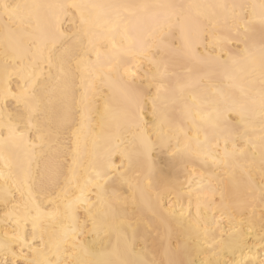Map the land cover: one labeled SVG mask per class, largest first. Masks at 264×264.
<instances>
[{"label": "snow or ice", "instance_id": "obj_1", "mask_svg": "<svg viewBox=\"0 0 264 264\" xmlns=\"http://www.w3.org/2000/svg\"><path fill=\"white\" fill-rule=\"evenodd\" d=\"M0 64V264H264V0H0Z\"/></svg>", "mask_w": 264, "mask_h": 264}, {"label": "bare ground", "instance_id": "obj_2", "mask_svg": "<svg viewBox=\"0 0 264 264\" xmlns=\"http://www.w3.org/2000/svg\"><path fill=\"white\" fill-rule=\"evenodd\" d=\"M20 2H38V3H47V2H55V0H20ZM172 2L177 3H209V2H218V0H172ZM67 21H65V27H67ZM203 49H201L202 51ZM3 77V66L0 64V79ZM15 80V77H13ZM12 87L15 89V83L12 84ZM100 112H103V105L105 100L103 98H99L97 101ZM176 118L179 120L180 113H176ZM93 124L95 126V131L99 133V138L97 139V150L100 152H104L107 150H111L115 155L114 159L117 164L120 163V153L124 151H131L134 147L133 145V132L134 130L125 122L121 121L119 123L114 121H108L105 123L103 130L100 127V116L94 115ZM91 140H89V147L91 148ZM161 158L157 157V164L159 167H163L165 172H171V174L177 178L180 182V187L183 189L186 194L189 190V181L193 182V187L195 186V180L199 178L198 173L200 171H204L205 174H208V171L205 169H198L196 174H193L191 171V166L188 169H184L182 166L177 165L176 168H168L167 167V158H163V164L160 163ZM0 167H2V161H0ZM19 195V194H17ZM187 204V199H185V205ZM194 211V209H193ZM2 215V213H0ZM81 240L90 239L89 236L84 235L80 237ZM206 247V246H205ZM257 253V258L264 256V250H260L259 248L255 249ZM207 255V254H205ZM205 255H200L196 257L197 261L200 259H204Z\"/></svg>", "mask_w": 264, "mask_h": 264}]
</instances>
